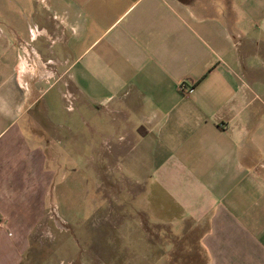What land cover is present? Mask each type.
<instances>
[{
    "label": "crops",
    "instance_id": "crops-1",
    "mask_svg": "<svg viewBox=\"0 0 264 264\" xmlns=\"http://www.w3.org/2000/svg\"><path fill=\"white\" fill-rule=\"evenodd\" d=\"M70 146L134 173L130 264H264V0H0V264L66 210Z\"/></svg>",
    "mask_w": 264,
    "mask_h": 264
},
{
    "label": "rangeland",
    "instance_id": "rangeland-1",
    "mask_svg": "<svg viewBox=\"0 0 264 264\" xmlns=\"http://www.w3.org/2000/svg\"><path fill=\"white\" fill-rule=\"evenodd\" d=\"M89 122L96 120L89 116ZM66 155L70 158L66 161L70 181H66L64 193L56 195L57 203L66 210L49 212L56 225L34 230L35 241L24 243L21 264L135 263L130 255L142 251L149 228L140 200L128 195L134 180L129 165H113L114 179L111 171L100 178L95 170L98 164L85 162L78 146L66 148ZM152 246L159 244L153 241Z\"/></svg>",
    "mask_w": 264,
    "mask_h": 264
},
{
    "label": "built area",
    "instance_id": "built-area-1",
    "mask_svg": "<svg viewBox=\"0 0 264 264\" xmlns=\"http://www.w3.org/2000/svg\"><path fill=\"white\" fill-rule=\"evenodd\" d=\"M72 107L70 106V109H71Z\"/></svg>",
    "mask_w": 264,
    "mask_h": 264
}]
</instances>
